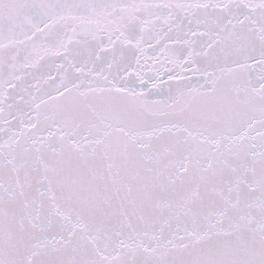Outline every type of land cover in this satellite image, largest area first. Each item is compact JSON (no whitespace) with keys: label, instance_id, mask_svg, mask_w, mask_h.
<instances>
[{"label":"snow or ice","instance_id":"1","mask_svg":"<svg viewBox=\"0 0 264 264\" xmlns=\"http://www.w3.org/2000/svg\"><path fill=\"white\" fill-rule=\"evenodd\" d=\"M0 264H264V0H0Z\"/></svg>","mask_w":264,"mask_h":264}]
</instances>
